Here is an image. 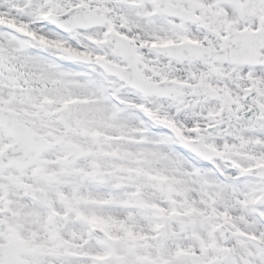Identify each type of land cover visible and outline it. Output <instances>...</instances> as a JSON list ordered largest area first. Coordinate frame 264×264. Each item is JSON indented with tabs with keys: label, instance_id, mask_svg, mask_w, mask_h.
Returning <instances> with one entry per match:
<instances>
[{
	"label": "snow or ice",
	"instance_id": "6c2138e0",
	"mask_svg": "<svg viewBox=\"0 0 264 264\" xmlns=\"http://www.w3.org/2000/svg\"><path fill=\"white\" fill-rule=\"evenodd\" d=\"M0 264H264V0H0Z\"/></svg>",
	"mask_w": 264,
	"mask_h": 264
}]
</instances>
